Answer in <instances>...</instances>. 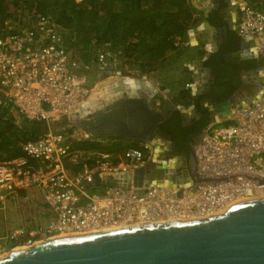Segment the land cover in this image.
Segmentation results:
<instances>
[{
  "label": "built area",
  "instance_id": "obj_1",
  "mask_svg": "<svg viewBox=\"0 0 264 264\" xmlns=\"http://www.w3.org/2000/svg\"><path fill=\"white\" fill-rule=\"evenodd\" d=\"M237 11L238 36L258 37L264 52V0H243ZM26 21L19 15L0 22V107L13 106L25 119L52 127L89 100L91 91L77 70H89L91 64L68 49L64 28L51 15ZM95 63L109 70L124 61L119 51L103 46ZM164 101L160 95L151 98L155 109ZM69 138L65 131L50 130L23 143L22 155L0 159V213L21 191L41 194L47 206L43 223L0 227V257L62 234L170 217L201 218L223 212L232 201L264 196V82L255 99L206 125L195 148L204 181L195 189L194 176L184 168L176 172L180 183L153 179L143 186L145 192L110 180L151 160L149 143L111 152L77 148Z\"/></svg>",
  "mask_w": 264,
  "mask_h": 264
},
{
  "label": "water",
  "instance_id": "obj_2",
  "mask_svg": "<svg viewBox=\"0 0 264 264\" xmlns=\"http://www.w3.org/2000/svg\"><path fill=\"white\" fill-rule=\"evenodd\" d=\"M204 1L191 0V3L195 8L202 10L204 17L207 18V8L201 5ZM211 1L217 10L219 0ZM221 13L220 18L224 21ZM203 24L212 27L207 19ZM229 29L223 27L219 35L213 36L214 43L198 62L203 63L212 52L220 48L227 38ZM247 40L239 37L237 47H241ZM225 57L227 60L240 61L246 56L235 49L227 51ZM261 69H264V65L252 70L251 74L257 76V78L253 77L254 80H249L246 75L242 76L240 87L225 98L213 100L208 86L202 93L206 99L200 100L201 107L193 105V114L207 111L210 121H220L228 117L233 108L255 99L260 94L264 78L257 74ZM243 73L248 74L247 71ZM158 94L159 92L149 94L141 91L133 95L126 92L120 97V101L112 106L113 108H107L105 111L87 112L85 116L75 111L60 117L52 127L42 121L41 134L50 130L85 128L90 133L87 137L100 140L101 138L96 136L99 126H109V120L112 124H121L120 118H128V121L122 124L124 126L125 123L140 124L141 132L137 138L148 142L151 136L149 134H152L153 130L160 131L158 125L171 113L178 111L182 121L193 116L181 109L180 102L172 100L169 91L165 107L161 110L155 109L151 98ZM198 95L196 99L199 98ZM205 102L209 105H205ZM111 109H113L112 113H110ZM11 111L18 123L25 121V117L17 108L11 106ZM202 133L203 130L198 135L199 140ZM161 134L167 143L171 142L166 133L161 132ZM197 143L194 145L190 141L189 163L187 161L183 163L185 172L191 171L197 182L194 189L198 183L204 181L197 172L195 150ZM157 166L158 164L151 159L136 168L133 173L128 172L113 181L137 187L139 191L145 192L143 186L149 185L151 180L162 176L170 179V175L166 173L172 169H160ZM0 264H264V196L232 201L223 212L201 218L160 221L132 225L123 229L49 239L27 248L9 251L0 258Z\"/></svg>",
  "mask_w": 264,
  "mask_h": 264
},
{
  "label": "trees",
  "instance_id": "obj_3",
  "mask_svg": "<svg viewBox=\"0 0 264 264\" xmlns=\"http://www.w3.org/2000/svg\"><path fill=\"white\" fill-rule=\"evenodd\" d=\"M196 9L190 0H0V22L22 15L26 23H30L39 15H51L63 26L69 50L81 53L88 47L78 59L95 60L98 50L106 46L119 51L124 63L128 62L141 72L154 73L167 67L165 63L169 57L174 60L181 57L180 40L200 20L194 15ZM232 36L233 39L225 42L205 63L221 66L223 62V69L229 68L238 79L240 70L262 65L264 58L245 60L243 64L225 63L223 51L237 42V37ZM239 84L238 79L226 94ZM189 95V89L180 91L187 103L193 101ZM41 129L39 121L25 119L18 123L10 105L0 107V159L22 155L23 143L38 138ZM71 143L84 150L111 152L140 147L139 144L122 145L121 140L116 141L114 148L91 140ZM26 194L21 191L19 196Z\"/></svg>",
  "mask_w": 264,
  "mask_h": 264
},
{
  "label": "crops",
  "instance_id": "obj_4",
  "mask_svg": "<svg viewBox=\"0 0 264 264\" xmlns=\"http://www.w3.org/2000/svg\"><path fill=\"white\" fill-rule=\"evenodd\" d=\"M229 1L238 9L239 4L243 0ZM209 4L211 3L208 0L201 2V5L204 7H208ZM237 9L236 12L234 10L231 12L235 22V30L238 17ZM194 15L199 17L200 20L187 30L184 39L180 40L182 45V48L180 49L182 53L181 57L177 60L169 57L165 63V66L167 67L160 71L154 73L141 72L140 69L133 67L128 62L118 64L113 69L101 70L97 67L94 59L91 61H85L81 58L83 59L81 61L91 64L89 70H84L82 67L77 70L78 75L84 79L85 84L90 85L89 89L91 91L87 103L78 110L83 113L81 115L85 116V113L87 112L94 113L102 110L105 111L107 108H113L112 106H115L117 101H120V97L126 92L133 95L139 94L141 91L152 94L154 92H159L162 89L167 96L169 91L173 101L181 103V109L192 114L194 109L193 105L197 100L196 95L199 90L198 85L200 84V80L197 78V73L200 71V63L198 61L205 55L206 49L212 45L211 41L214 34L212 28H208L203 24V21L206 18L204 17V12L202 10L196 9ZM186 42H189V45H185ZM84 48L86 49H83L81 54L87 50L88 47ZM240 51L241 53L248 55L250 57L249 59H257L259 57L264 58V52L260 49L258 37H250ZM72 52L75 55V52ZM257 75L264 78V69L259 70ZM247 76L249 79H252L253 77L252 74H248ZM187 83L190 84L188 88L186 87ZM183 89H189V97L192 98V102L187 103L186 99L180 96V91ZM167 96H165L164 103L166 102ZM199 97H201V95ZM204 104L209 105L206 102ZM112 111L113 109L110 110V113H112ZM119 121L121 124H112L109 120V126H99L96 136L100 137V140L87 137L88 135L90 136V133L85 128H72L65 131L69 133L68 135L71 142L91 140L99 142L101 146L106 148H114L117 140H121L122 145H140L145 143L137 138L141 131L140 124L127 123L126 125L125 123L124 126L122 123L127 122L128 118H120ZM148 143H152L154 146V151L151 156L152 158L150 159H153L154 162L158 164L157 167L160 169H172L169 173H166V175H170V179L162 176L159 179H154V181L168 185H173L177 182L180 183L176 176V172L180 169L181 164L178 163L176 158H168L166 156L167 147L162 138H154L151 141H148ZM146 162L137 165L130 172L133 173L136 168L143 166ZM161 165H163V167H159ZM165 165H169V167H164ZM115 178L116 175L112 176L110 180H114Z\"/></svg>",
  "mask_w": 264,
  "mask_h": 264
},
{
  "label": "flooded vegetation",
  "instance_id": "obj_5",
  "mask_svg": "<svg viewBox=\"0 0 264 264\" xmlns=\"http://www.w3.org/2000/svg\"><path fill=\"white\" fill-rule=\"evenodd\" d=\"M208 1H210L211 4H209L208 7H206L207 13H208V16L206 19L212 25V27H210V28L213 29V33H214L213 36L215 34L219 35L220 29L223 27L230 28L228 30L227 38L224 39L223 44L220 46V48L214 52L220 51L222 49L224 43L231 41L233 39L232 35H235V37H237L236 38L237 39L236 44L233 47H231L230 49L223 51L222 55L224 57L225 63L237 62L239 64H243L245 60H248L250 58L245 53H243V55H245L246 57L244 59H241L240 61L227 60L225 57V53L227 51H230V50L234 51L235 49H238L240 51L241 48L243 47V45L245 44V43H243L241 47H237V44L239 41V36L235 30V27H234L235 22L233 20L232 13H231L232 10H234L236 12V9H237L236 6H234L229 0H219V5L217 6L218 9L215 10L216 7L212 3V1L211 0H208ZM220 13L224 17V19H225L224 21L221 20ZM237 15H238V11H237ZM211 42H212V44L214 43L213 37H212ZM209 48H207V49H209ZM214 52L211 53V55L209 56L208 59L211 58V56ZM206 61H204L203 63L199 62L200 63V67H199L200 71L197 73V78L200 80V82H199L200 84L198 85L199 86L198 94H199V96L201 95V97L198 96L199 98L195 101L194 105H197L199 107L202 106L200 100L206 99L203 97L204 95L202 93L205 92V90L208 88V86L210 88V94L212 95L213 100L225 98L240 87V85L242 84V80H241L242 76H245V75L247 76L248 74H251L252 70L254 68H256V67L249 68V69L244 68V69L240 70L239 76H238V79L240 80L239 86L235 87L229 93L226 94V91L228 92V90L233 86V84H235V82L238 81V79H236L233 76V74L230 73L229 68L227 70H224L225 64L223 62H221V66H210V65H207L205 63ZM223 67H224V69H223ZM245 70L248 72V74L243 73V72H246ZM253 77L257 78V76H255V75H253ZM253 77H252V79H249V80H254ZM247 78H248V76H247ZM165 104L166 103H164L163 106L158 110H161L162 108H164ZM206 112L207 111H203L202 114H193L192 113L193 116L190 117L189 119L184 120V121H182L181 114L178 111L171 113L168 118H166L160 125H158V128L160 129V131L166 133L170 137L171 142L167 143L166 139L163 138L161 132L155 131V130H153L151 132L152 134H149L151 136L150 137L148 136L150 138L148 141H151L154 138H156V139L162 138V140L165 143V146L167 147L166 156L168 158H176L178 163L181 164L180 169H183L184 168L183 167L184 161H187V163H189V159H190L189 143H190V141L195 145L197 143V141L199 140L198 135L200 134V132L202 130L205 129L206 125L210 122V119H209L208 115L206 114ZM140 130H141V126H140ZM145 143H148V142H145ZM150 144L152 145V143H150Z\"/></svg>",
  "mask_w": 264,
  "mask_h": 264
},
{
  "label": "rangeland",
  "instance_id": "obj_6",
  "mask_svg": "<svg viewBox=\"0 0 264 264\" xmlns=\"http://www.w3.org/2000/svg\"><path fill=\"white\" fill-rule=\"evenodd\" d=\"M80 54V52H75L77 57H80ZM164 93L165 91L162 89L158 95L167 96ZM46 217L47 208L42 195L37 192H29L22 197L14 196L7 202L6 209L0 213V227L5 230L18 226H35L43 223Z\"/></svg>",
  "mask_w": 264,
  "mask_h": 264
},
{
  "label": "bare ground",
  "instance_id": "obj_7",
  "mask_svg": "<svg viewBox=\"0 0 264 264\" xmlns=\"http://www.w3.org/2000/svg\"><path fill=\"white\" fill-rule=\"evenodd\" d=\"M193 218H196V217H192V218L170 217V218H166V219H157L155 221H144V222H141V223H134V224H121V225H118V226L105 227L103 229L95 230V231L84 233V234H90V233L108 231V230H114V229H123V228L131 227L132 225H144V224H147V223H157V222H160V221L183 220V219H193ZM84 234H62V235H58V236H56L54 238L78 236V235H84ZM20 248H23V247L19 246V247L15 248V249H20ZM5 255H3L2 257H4Z\"/></svg>",
  "mask_w": 264,
  "mask_h": 264
}]
</instances>
